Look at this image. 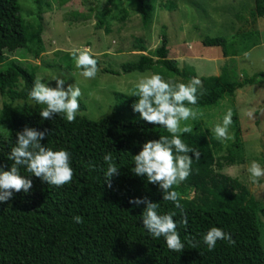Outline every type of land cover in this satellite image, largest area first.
Wrapping results in <instances>:
<instances>
[{
  "label": "trees",
  "instance_id": "obj_1",
  "mask_svg": "<svg viewBox=\"0 0 264 264\" xmlns=\"http://www.w3.org/2000/svg\"><path fill=\"white\" fill-rule=\"evenodd\" d=\"M31 1L37 11L36 28L21 20L17 0H0V121L6 128V136L0 138V165L10 169L12 161L8 160V154L16 143V133L27 126L46 133L42 145L70 152L74 176L71 183L55 187L20 168L21 175L32 180L33 187L28 193L14 192L10 201L0 203V264H264L261 223L255 217L260 212L259 205L236 181L212 173L211 166L216 163L212 148L216 144L207 134L194 129L195 133L181 135L184 143L200 153L198 159L189 153L193 159L191 174L173 188L182 197L188 190L194 191L191 199L180 200L188 221L185 228L179 223V210L162 200L158 185L131 172L132 156L142 150L143 143L158 140L162 135L170 137L166 128L144 122L133 112L132 104L137 97L115 94L110 114L98 121L77 115L69 123L64 114L41 119L39 113L45 105L29 98L36 80L34 67L8 59L15 51L29 47H36L32 52L35 57L40 51L42 23L38 13L42 0ZM152 1L136 0L143 26L150 21ZM252 2L251 19L263 18L264 0ZM161 8L170 11L173 5L167 3ZM107 13L104 9L96 16V26L105 33ZM201 44L219 48L222 57L227 56L224 38H203ZM136 51L145 52V48L139 45ZM167 55L166 37L162 34L159 46L151 54L123 63L120 71L123 74L150 71L184 81L195 76L192 67L179 69ZM100 71L116 74L107 69ZM256 77L264 80V71ZM201 81L197 104L185 101L186 106L196 109L214 106L223 96H232L243 83H252L250 80L234 83L224 75ZM109 152L119 169V175L112 177V188L107 187L104 177L107 165L103 156ZM235 189L239 191L234 194ZM137 198L159 203L160 214L177 212L174 220L185 244L182 252L170 251L163 237L149 236L141 219L146 205L129 203ZM247 215L251 217L249 223ZM74 216H81L82 223H76ZM211 227L223 229L235 243L217 241L215 249L209 251L202 237ZM193 238L198 242L196 247L189 242Z\"/></svg>",
  "mask_w": 264,
  "mask_h": 264
},
{
  "label": "rangeland",
  "instance_id": "obj_2",
  "mask_svg": "<svg viewBox=\"0 0 264 264\" xmlns=\"http://www.w3.org/2000/svg\"><path fill=\"white\" fill-rule=\"evenodd\" d=\"M17 3L21 20L36 28L37 11L32 1ZM167 3L173 5L172 10L161 8ZM152 6L150 21L143 26L136 0H42L38 13L42 23L39 53L35 57L32 52L36 47H29L15 51L8 59L34 67L36 79L42 78L50 87H55L56 77L65 80V90L68 85H78L82 96L77 115L91 121L110 114L115 94H132L140 74L152 73L123 74L120 66L136 61L139 55L151 54L162 34L166 37L168 59L174 60L179 69L192 67L194 77L219 79L224 75L238 84L252 81L243 83L232 96H223L214 106L199 109L203 115L187 123L193 133L196 129L215 142L212 173L236 181L258 203L260 212L255 217L261 223L260 243L264 248V177L252 184L247 172L253 160L264 167V80L256 77L264 71V17L251 19L252 0H153ZM104 9L108 11L104 21L107 33L96 26V16ZM216 37L225 39L226 57L219 48L201 44L203 38ZM139 45L145 52L136 51ZM74 48H91L98 68L116 74L99 71L94 79L84 78L71 58ZM163 78L177 83L190 81ZM1 102L0 98V106ZM229 108L233 111L231 138L224 142L216 138L212 128L222 123ZM249 109H254L253 117L247 115ZM5 136L6 128L0 121V138ZM193 195L190 189L184 197L191 199ZM249 218L247 215L248 223Z\"/></svg>",
  "mask_w": 264,
  "mask_h": 264
},
{
  "label": "clouds",
  "instance_id": "obj_3",
  "mask_svg": "<svg viewBox=\"0 0 264 264\" xmlns=\"http://www.w3.org/2000/svg\"><path fill=\"white\" fill-rule=\"evenodd\" d=\"M71 58L75 68L80 75L86 79H94L100 71L98 60L94 58L91 48H74ZM55 87H50L38 77L29 92V98L37 104L45 105L39 115L42 120H50L54 115L64 114V118L71 123L74 122L79 111V98L82 96L81 88L76 85H68L65 90V80L56 77ZM202 87V81L193 77L188 83H177L165 80L158 73H143L137 78L132 95L137 97L132 104L133 112L139 114L140 120L149 124L159 125L167 129L169 136H160L158 140H149L143 143L142 150L133 157L134 167L131 172L138 177H145L150 184L158 185L162 190V200L171 202L181 215L180 225L187 227L186 212L180 203L184 197L178 191L173 190L179 186L191 174L193 159L200 153L190 148L181 139L184 133H191L193 128L187 121L200 118L203 113L196 108L188 107L198 102L197 92ZM254 109H249L247 115L253 117ZM185 122L181 126V122ZM233 123V111L228 109L223 116L222 123H217L212 128L218 140L226 142L229 136V127ZM45 132L25 127L16 133V143L10 149L8 160L12 161L9 170L7 166L0 165V203H7L13 198V193L24 191L28 193L33 187L32 180L21 175L20 168L23 167L42 182L55 187H63L73 180L74 170L70 163L71 154L65 149L53 150L41 144L45 139ZM107 165L104 171L105 184L112 188V177L119 175V169L113 162L112 153L103 156ZM249 180L252 184H258L264 177V167L255 160L247 166ZM130 204L146 207L141 214L143 228L153 239L164 238L167 248L173 252H182L185 244L177 231V222L174 217L176 211L160 214L159 203H153L147 198L134 199ZM76 223H82L81 216H74ZM203 243L209 251H213L217 241H227L234 244L235 241L229 233L218 227H211L202 237ZM192 247L197 243L194 238L189 241Z\"/></svg>",
  "mask_w": 264,
  "mask_h": 264
}]
</instances>
